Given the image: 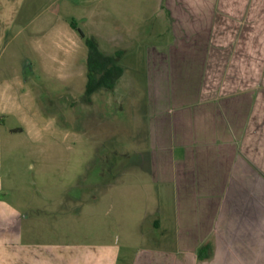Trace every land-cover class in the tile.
<instances>
[{"label":"rangeland","instance_id":"374dc122","mask_svg":"<svg viewBox=\"0 0 264 264\" xmlns=\"http://www.w3.org/2000/svg\"><path fill=\"white\" fill-rule=\"evenodd\" d=\"M148 2L0 0V87L16 78L22 89L21 113L5 111L0 122V200L32 215L20 242H0V264H15L17 249L67 246L95 251L102 245L116 248L119 263L129 264L140 246L151 245L143 235L150 231L142 220V185L145 177L151 178L144 167L150 162L149 151H172L165 140L176 127L173 118L181 113L177 109L189 99L170 94L169 73L161 70L159 61L150 63L148 72L139 45L141 14ZM71 19L104 48H111L113 38L120 48L126 47L125 73L116 89L100 91L90 102L84 98L88 48L71 29ZM255 34L256 45L236 47L243 52L220 57L206 81L219 86L216 96L222 87L257 89L261 145L256 142L255 148L261 150L264 166V28ZM23 122L28 124L19 127ZM15 127L23 132H10ZM254 182V188L239 195L243 206L227 205L224 189L180 192L185 203L177 207L180 220L176 223L167 207L165 222L155 233L172 252L169 263L171 258L175 264L177 255L180 264H264V173ZM196 192L204 195L195 198ZM254 208L261 213L260 224L251 222ZM37 209L46 212H31ZM247 230L251 237H246ZM207 242L215 248L212 257L201 262L198 249ZM175 249L179 253L174 255ZM37 256L34 253V259Z\"/></svg>","mask_w":264,"mask_h":264},{"label":"crops","instance_id":"0c3cea01","mask_svg":"<svg viewBox=\"0 0 264 264\" xmlns=\"http://www.w3.org/2000/svg\"><path fill=\"white\" fill-rule=\"evenodd\" d=\"M148 1L141 14L143 40L139 43L148 63V72L151 73L152 69L150 63H162L161 70L169 73L170 94H186L185 98L189 100L183 103L187 104L185 107L177 109L181 113L173 118L176 127L165 140L171 143L172 151H149L150 162H147L143 173L151 174V178L145 177L142 185L146 192L142 220L150 231L143 233L146 245L153 246L142 250L140 246L129 264H137L138 261L139 264H172L173 260L170 258L169 263L167 257L172 252H167L164 239L160 234L156 237L155 233L165 222L167 207L174 213L176 223L180 220L177 207L185 204L178 197L180 192L224 189L228 191L227 205L243 206L246 203L242 201L241 204V191L254 188L256 176L261 177L264 173L261 150L257 152L255 148L256 142L260 143L258 135L261 131L257 108L262 106V102L256 100L257 89L237 86L226 90L222 87L216 96L219 86L211 87L206 81L209 73H215V62L220 61V57L236 56L243 52L236 47L256 43L252 36L256 38L255 33L264 28V0ZM117 40H111V48L101 47L104 50L120 47ZM24 60L34 68L32 61ZM18 81L21 86V79ZM188 95L192 96L188 98ZM21 110L22 89L17 87L15 78V82L0 87V122L5 111L21 113ZM25 124L28 123L23 122L19 127ZM19 127L11 128L10 132H23ZM194 194L195 198L204 195L201 192ZM261 204L260 198L257 206L260 208ZM31 212L44 213L46 210ZM254 212L251 213V222L260 224L261 213L256 214L255 208ZM29 219H32L30 211L25 215L0 200V242H20L24 224ZM248 230L247 238L252 236ZM214 248L213 243L207 242L198 249L197 258L207 262ZM34 253L38 255L37 259H34ZM177 253L179 250L175 249L174 255ZM14 254L15 264H120L118 250L103 245L96 247L95 251L84 247L72 251L67 246L59 250L49 246L28 251L17 249ZM150 254L154 256L149 257ZM31 257L34 262H26ZM180 258L176 255L174 263L180 264Z\"/></svg>","mask_w":264,"mask_h":264},{"label":"trees","instance_id":"16d2710c","mask_svg":"<svg viewBox=\"0 0 264 264\" xmlns=\"http://www.w3.org/2000/svg\"><path fill=\"white\" fill-rule=\"evenodd\" d=\"M70 25L84 39L88 48L86 57L87 83L84 98L90 102L92 96L98 92H112L116 89L125 73L122 60L126 51L120 47L104 50L96 38L85 34L75 19L70 20Z\"/></svg>","mask_w":264,"mask_h":264}]
</instances>
